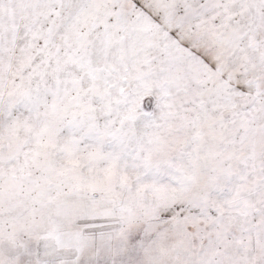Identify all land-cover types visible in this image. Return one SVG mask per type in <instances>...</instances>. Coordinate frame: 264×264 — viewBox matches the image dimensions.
<instances>
[{
    "label": "snow or ice",
    "instance_id": "obj_1",
    "mask_svg": "<svg viewBox=\"0 0 264 264\" xmlns=\"http://www.w3.org/2000/svg\"><path fill=\"white\" fill-rule=\"evenodd\" d=\"M0 264H264V0H0Z\"/></svg>",
    "mask_w": 264,
    "mask_h": 264
}]
</instances>
